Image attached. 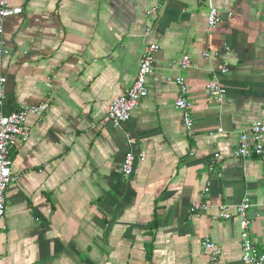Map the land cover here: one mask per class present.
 I'll list each match as a JSON object with an SVG mask.
<instances>
[{"label": "crops", "instance_id": "1", "mask_svg": "<svg viewBox=\"0 0 264 264\" xmlns=\"http://www.w3.org/2000/svg\"><path fill=\"white\" fill-rule=\"evenodd\" d=\"M155 2L147 33L148 0H9L22 14L4 26L0 111L48 107L27 118L28 140L13 154L20 181L7 191L0 264H208L206 238L223 264H242L234 208L244 199L249 237L264 250V152L234 155L240 134L264 121V0H214L222 22L212 30L196 0ZM149 44L160 50L148 95L114 128L109 106L133 85ZM179 76L192 137L175 108ZM213 79L227 91L220 104L206 91ZM128 140L144 159L124 178ZM196 203L208 211L191 216Z\"/></svg>", "mask_w": 264, "mask_h": 264}, {"label": "built area", "instance_id": "2", "mask_svg": "<svg viewBox=\"0 0 264 264\" xmlns=\"http://www.w3.org/2000/svg\"><path fill=\"white\" fill-rule=\"evenodd\" d=\"M151 3L149 9V24L146 30L149 33L156 20L158 19L160 11V3L155 0H148ZM198 4L206 5L208 8L207 26L209 29H215L222 22L221 12L214 6V0H196ZM22 14L21 8H11L9 0H0V57L7 53L2 35L4 33L5 22L8 18ZM231 18V14L228 16ZM160 50L157 44H149L144 48L142 57L140 59L139 68L136 74L133 85L126 91V93L114 99L108 109V114L105 122H109L114 128H120L127 123L133 111L139 106L141 100L148 95L146 87V79L152 73L154 54ZM179 70L183 71L190 67V61L187 56H184L178 64ZM226 72L225 67L222 69ZM173 82L178 88V97L175 102L176 110L183 112L184 127L187 135L192 137L194 135L193 120L190 116V109L192 103L188 99L189 89L186 80L182 77L174 78ZM6 76L0 75V110L4 106L6 97L5 93ZM206 91L210 100L214 103H222L226 88L216 79L211 80L206 85ZM47 105L43 104L37 107L23 108L8 115L2 114L0 111V222L6 215V197L7 191L12 184L20 181L19 177L12 172L13 154L17 148L28 140L29 132L25 124L29 116L41 117L47 110ZM219 133L222 130H218ZM264 121L254 122L246 132L240 134L238 139V146L235 151V157L245 160L260 157L264 152ZM134 145L133 140L127 142V152L121 166V172L124 178H128L133 174L135 165L143 161L142 154H136L132 151ZM215 161L220 158L219 155L214 156ZM212 162L211 169H213ZM209 190L206 187L205 193ZM251 204L248 199H244L241 204L237 205L235 216L237 217L241 229V260L242 264H264V250H261L252 242L249 237L250 220L248 218V211ZM209 207L206 204L196 203L190 207V215H200L207 212ZM264 212V205H263ZM230 213H223L224 219H230ZM202 250L208 255V264H223L221 261L222 249L217 246L212 240L206 238L202 241Z\"/></svg>", "mask_w": 264, "mask_h": 264}]
</instances>
